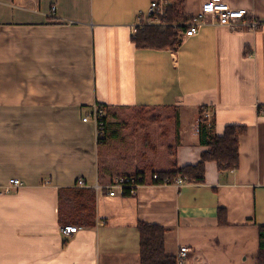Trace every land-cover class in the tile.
<instances>
[{"label":"crops","instance_id":"obj_1","mask_svg":"<svg viewBox=\"0 0 264 264\" xmlns=\"http://www.w3.org/2000/svg\"><path fill=\"white\" fill-rule=\"evenodd\" d=\"M226 1L261 27L208 23L173 50L134 40L152 0H0V264H142L141 222L166 229L171 257L187 245L184 264H258L264 0ZM200 10L184 0L186 16ZM96 104L103 143L83 119ZM201 109L213 135L246 128L238 167L208 160L202 182L149 183L202 160ZM138 173L148 184L135 194L104 187ZM12 177L23 185L3 192ZM65 225L80 229L65 236Z\"/></svg>","mask_w":264,"mask_h":264},{"label":"trees","instance_id":"obj_2","mask_svg":"<svg viewBox=\"0 0 264 264\" xmlns=\"http://www.w3.org/2000/svg\"><path fill=\"white\" fill-rule=\"evenodd\" d=\"M184 0H173L168 12L170 22H178L183 17ZM185 26H168L162 29L158 26H149L137 34L134 40L139 47L165 48L176 50L182 42ZM200 143L209 146L202 153V160L195 165L176 167L170 172H155L159 178L157 184L172 180L176 176L185 177L188 182H202L205 178V163L214 160L218 163L220 170H233L239 165V139L245 132L244 126L229 124L225 127L222 135H213L211 129L213 122L208 123L205 111H200ZM136 175H140L139 173ZM140 231V259L142 264H178L176 257L166 253L165 234L166 229L160 225L139 223ZM259 255L258 264H264V225L259 227Z\"/></svg>","mask_w":264,"mask_h":264},{"label":"built area","instance_id":"obj_3","mask_svg":"<svg viewBox=\"0 0 264 264\" xmlns=\"http://www.w3.org/2000/svg\"><path fill=\"white\" fill-rule=\"evenodd\" d=\"M173 3V0H152L146 14H141L138 17L137 23L133 26L134 35L139 31L149 27L158 26L162 29L172 26H185L187 29L183 32L185 36L196 34L205 24L212 23L217 25L227 26L231 29L239 30L250 28L257 30L263 24L262 21L247 8H235L226 0H201V10L198 13L186 16L178 22H170L168 20V12ZM212 117L211 111L205 112V118ZM84 121L93 120L96 125V139L98 143H103L107 139V120L106 110L101 105H94L93 108L83 117ZM153 182L159 178L157 173H153ZM164 183H171L178 187L189 183L185 177L176 176L172 180H167ZM148 184L145 176L142 174L136 175H117L110 183L105 185V189L110 196L117 194H135L139 187ZM157 184V183H156ZM23 182L21 179L12 177L7 185L2 188L3 192H9L14 188L21 187ZM76 186L85 187L86 182L83 178H79ZM95 188L101 189L97 183ZM80 229L78 225H65L62 227V232L65 236H71ZM190 248L187 245L180 247L176 259L178 264H184L188 259Z\"/></svg>","mask_w":264,"mask_h":264},{"label":"rangeland","instance_id":"obj_4","mask_svg":"<svg viewBox=\"0 0 264 264\" xmlns=\"http://www.w3.org/2000/svg\"><path fill=\"white\" fill-rule=\"evenodd\" d=\"M183 17H186V15L183 13ZM164 112V111H163ZM164 113H166V114H169V115H172V114H174V112L173 111H170V112H164ZM170 122V123H169ZM169 122H166V124H171V121H169Z\"/></svg>","mask_w":264,"mask_h":264}]
</instances>
